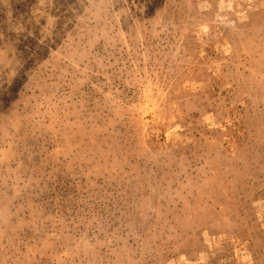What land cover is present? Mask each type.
Segmentation results:
<instances>
[{"label":"rangeland","instance_id":"obj_1","mask_svg":"<svg viewBox=\"0 0 264 264\" xmlns=\"http://www.w3.org/2000/svg\"><path fill=\"white\" fill-rule=\"evenodd\" d=\"M0 264H264V0H0Z\"/></svg>","mask_w":264,"mask_h":264}]
</instances>
